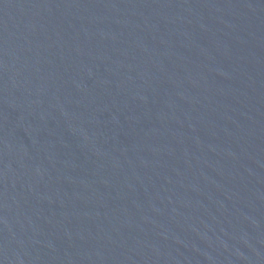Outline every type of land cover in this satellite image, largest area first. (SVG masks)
<instances>
[{
    "label": "water",
    "instance_id": "obj_1",
    "mask_svg": "<svg viewBox=\"0 0 264 264\" xmlns=\"http://www.w3.org/2000/svg\"><path fill=\"white\" fill-rule=\"evenodd\" d=\"M0 264H264V0H0Z\"/></svg>",
    "mask_w": 264,
    "mask_h": 264
}]
</instances>
